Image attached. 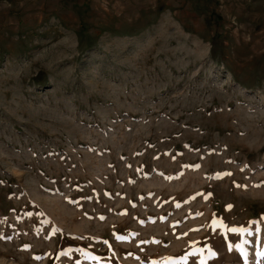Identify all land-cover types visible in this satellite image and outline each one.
Segmentation results:
<instances>
[{"label": "rangeland", "instance_id": "1", "mask_svg": "<svg viewBox=\"0 0 264 264\" xmlns=\"http://www.w3.org/2000/svg\"><path fill=\"white\" fill-rule=\"evenodd\" d=\"M0 264H264V0H0Z\"/></svg>", "mask_w": 264, "mask_h": 264}]
</instances>
